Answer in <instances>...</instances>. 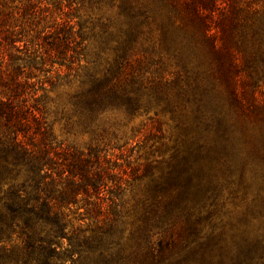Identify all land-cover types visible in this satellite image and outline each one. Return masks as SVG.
<instances>
[{
	"label": "trees",
	"instance_id": "16d2710c",
	"mask_svg": "<svg viewBox=\"0 0 264 264\" xmlns=\"http://www.w3.org/2000/svg\"><path fill=\"white\" fill-rule=\"evenodd\" d=\"M112 1V59L82 76V36L68 21L54 20L38 39L42 52L27 59L13 51L20 32L5 29L0 8V264H264V181L253 178L255 160L264 163L263 9L248 0ZM124 64L132 74L119 81ZM39 65L74 73L73 102L89 117L169 114L171 153L139 213L117 202V182L108 186L110 159L56 144L44 86L22 77ZM218 166L219 190L208 179ZM223 199L233 224L216 248L203 224Z\"/></svg>",
	"mask_w": 264,
	"mask_h": 264
},
{
	"label": "rangeland",
	"instance_id": "374dc122",
	"mask_svg": "<svg viewBox=\"0 0 264 264\" xmlns=\"http://www.w3.org/2000/svg\"><path fill=\"white\" fill-rule=\"evenodd\" d=\"M248 2L253 8L261 7L264 11V0ZM0 8L9 12L10 24L5 29L20 32L16 43L19 50H13L18 55L27 59L39 55L42 51L38 39L52 29L53 21L60 24L68 21L82 36L77 39L84 57L82 67L78 68L81 76L101 72L108 67L112 52L107 48L104 30L110 21L118 23L119 19V9L112 0H0ZM261 17L263 19L264 15ZM133 64L136 69V64ZM37 67L39 69L25 66L22 77H31L28 80L31 84L35 83V87L44 86L45 90L40 91L38 96L43 97L42 103L56 144L85 153L89 148H95L101 156L110 159L112 170L108 186L113 188L117 182L121 188L117 202L122 203L125 209L132 212L133 208V213H139L140 200L147 196L152 175L164 170V161L171 153L176 129L169 114L158 111L156 115L154 108L129 114L124 108H115L89 117L73 102L79 87V79L74 78L73 72L69 77L62 69L61 75L57 76V66ZM132 70L133 65L124 64L115 77L119 81H128ZM260 85L262 88L257 93L261 91L259 95L263 99L264 82ZM253 169L254 182L261 185L264 163L256 159ZM221 173L218 166L208 175L209 182L218 186V190L223 185ZM230 208L232 205L226 204L224 199L219 201L215 217L203 224L205 232L217 243L216 248L222 247L221 241L230 240L229 231L233 223L226 216ZM214 256L219 258V255Z\"/></svg>",
	"mask_w": 264,
	"mask_h": 264
}]
</instances>
